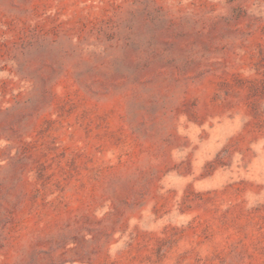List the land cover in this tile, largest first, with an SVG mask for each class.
<instances>
[{
	"label": "rangeland",
	"instance_id": "obj_1",
	"mask_svg": "<svg viewBox=\"0 0 264 264\" xmlns=\"http://www.w3.org/2000/svg\"><path fill=\"white\" fill-rule=\"evenodd\" d=\"M0 264H264V0H0Z\"/></svg>",
	"mask_w": 264,
	"mask_h": 264
}]
</instances>
